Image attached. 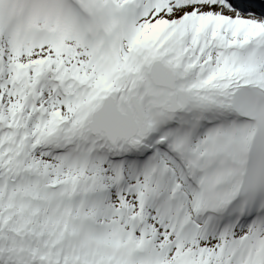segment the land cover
Wrapping results in <instances>:
<instances>
[{
  "label": "snow or ice",
  "instance_id": "1",
  "mask_svg": "<svg viewBox=\"0 0 264 264\" xmlns=\"http://www.w3.org/2000/svg\"><path fill=\"white\" fill-rule=\"evenodd\" d=\"M0 264H264V0H0Z\"/></svg>",
  "mask_w": 264,
  "mask_h": 264
}]
</instances>
